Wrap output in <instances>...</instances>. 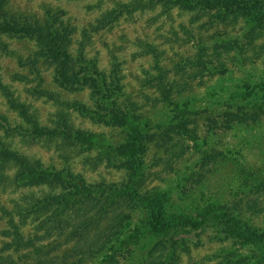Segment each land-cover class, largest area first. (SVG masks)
Segmentation results:
<instances>
[{
  "label": "rangeland",
  "instance_id": "374dc122",
  "mask_svg": "<svg viewBox=\"0 0 264 264\" xmlns=\"http://www.w3.org/2000/svg\"><path fill=\"white\" fill-rule=\"evenodd\" d=\"M134 1L10 0L8 11L39 23L58 19V27L72 31L71 53L78 55L83 49L85 57L103 72L109 73L114 61L121 63L125 92L121 101L138 104L143 131L149 135L145 188L167 195L169 213L195 217L208 208L224 209L223 213L264 233V25L251 32L252 26L244 22L221 23L194 12L169 11L158 0L129 14L125 8ZM112 10L123 13L116 21L107 18L102 23ZM4 42L9 54L0 53L3 82L38 111L43 125H50L57 108L48 100L37 99V89L92 105L88 91L70 93L56 85L51 65L29 64L36 50L33 41L6 38ZM228 42L233 43L229 51L222 47ZM147 44L156 46L162 66L182 87L173 102L159 105L150 100L158 94L145 85L156 75L154 59L145 55ZM199 55H205V67L199 64ZM237 109L258 112L261 117L250 123L233 122L227 113ZM0 114L13 125L21 122L1 93ZM71 120L75 127L98 135L93 148L11 139L1 129L0 138L40 159L49 170L81 174L93 184L124 181L127 172L99 161L100 146L124 143L125 131L94 124L76 112H71ZM27 194L24 190L0 192V256L7 258L6 264H34L36 258L34 252L15 247L6 250L12 242L1 234L9 229L2 209L12 210L14 202ZM122 212L129 216L123 235L104 254L84 264H104L112 258L116 264H148L150 258L155 264H263L257 248L225 238L215 226L181 235L184 243L175 254L158 257L155 253L152 258L158 241L154 217L143 208L126 206ZM24 234H32V226L24 228ZM45 244L41 253L62 255L72 247L64 239H50Z\"/></svg>",
  "mask_w": 264,
  "mask_h": 264
},
{
  "label": "trees",
  "instance_id": "16d2710c",
  "mask_svg": "<svg viewBox=\"0 0 264 264\" xmlns=\"http://www.w3.org/2000/svg\"><path fill=\"white\" fill-rule=\"evenodd\" d=\"M149 1H152V6L153 0H136L125 9L132 14L146 8ZM158 1L169 11L194 12L200 18L208 17L221 23L244 22L252 26L251 32L264 25V0ZM9 2L0 0V53L9 54V46L4 42L6 38L33 41L36 50L29 64L34 66L41 61L51 65L56 85L70 93L88 91L92 105L63 99L54 91L37 89V99L48 100L57 108L49 119L50 125H43L38 111L21 101L11 86L3 82L0 74V93L21 121L13 125L6 115L0 114V129L11 139L22 137L32 142H60L91 149L97 144L98 135L75 127L71 112H76L94 124L125 131L124 143L115 147L100 146L103 153L99 162L107 161L118 170L127 172V176L117 183H87L81 174L47 169L40 159L20 152L0 138V192L24 190L28 193L14 202L12 210L2 209L8 218L9 229L1 234L12 242L6 250L15 247L17 251L34 252V264H84L104 254L123 235L124 222L129 216L124 215L122 209L128 206L143 208L155 219L158 241L151 251L152 258L155 253L160 254L158 257L165 253L175 254L184 243L181 235L215 226L225 238H231L241 246L257 248L259 261L264 264V233H258L251 225L225 211L223 213L224 209L208 208L195 217L172 215L167 211V195L145 188L144 157L149 135L143 131L138 104L121 101L125 96L121 63L114 61L109 73L99 70L96 62L85 57L83 49L78 55L71 53L72 31L58 27V19L39 23L14 15L8 11ZM121 13L109 11L102 23L107 22V18L118 20ZM232 46L233 43L228 42L222 47L229 51ZM144 48L145 55L154 59L153 71L156 73L145 83L158 94L150 100L159 105L173 102L183 92L182 87L162 66L156 46L147 44ZM204 58L205 55L197 56L199 64L205 67ZM209 68L212 69L211 66ZM227 114L234 118L233 122L244 123L261 117L258 112L250 113L243 109ZM28 226H32V234L26 236L24 228ZM50 239H64L72 247L62 255L41 253L48 245L45 242ZM6 262L7 258L0 256V264ZM109 262L116 264L114 258ZM148 264H155V259L151 261L150 258Z\"/></svg>",
  "mask_w": 264,
  "mask_h": 264
}]
</instances>
